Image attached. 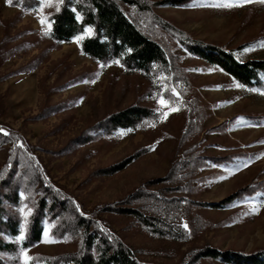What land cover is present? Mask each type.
I'll return each mask as SVG.
<instances>
[{"label":"rangeland","instance_id":"374dc122","mask_svg":"<svg viewBox=\"0 0 264 264\" xmlns=\"http://www.w3.org/2000/svg\"><path fill=\"white\" fill-rule=\"evenodd\" d=\"M147 1L154 15L186 37L232 50L241 60H264V4ZM224 4L233 6H215ZM54 6L26 12L0 0V46L15 50L0 60V132L14 140L0 147V172L12 168L9 149H19L65 205L44 226L41 242L25 252L30 261L77 251L83 241L75 232L76 216L108 241L120 242L137 264H227L199 254L264 250V88L240 85L160 32L157 40L171 52L164 72L147 77L118 63L102 67L75 40L57 44L44 34L39 21ZM131 106L149 109L153 117L136 130L92 131ZM194 147L197 157L224 165L197 162L189 179L183 166L192 152H185ZM131 157L124 169L108 174ZM18 168L21 179L33 183L35 173L29 177ZM155 192L165 201L153 200ZM229 196V205L211 208ZM253 206L259 207L255 213ZM122 208L151 217L153 224H141ZM16 211L26 222L33 208L23 204ZM46 230L52 242H45Z\"/></svg>","mask_w":264,"mask_h":264},{"label":"trees","instance_id":"16d2710c","mask_svg":"<svg viewBox=\"0 0 264 264\" xmlns=\"http://www.w3.org/2000/svg\"><path fill=\"white\" fill-rule=\"evenodd\" d=\"M53 1L54 10L46 17V20L52 24L47 34L50 40L57 44H68L76 37L83 36L84 39L79 42L81 53L100 65L118 63L128 73H141L147 77L154 76V72H159V70L164 72L169 58L171 59V52L165 44L157 40V33L160 32L176 41L180 48L190 55L218 67L240 85L250 89L264 88V60H241L232 50L186 37L166 20L154 15L151 3L147 0ZM185 1L187 0L170 1V3L184 4ZM57 5L59 11H57ZM10 6L26 12L37 11L41 8L39 0H13V5ZM87 29H91L90 35L86 34ZM14 51V49H7L6 44L0 46V60L10 58ZM31 70L32 68L26 71ZM22 71L23 69L14 74L17 75ZM2 79L5 78L1 77L0 80ZM152 117L151 110L131 106L98 122L92 131L110 135L116 130H136L143 125L145 120ZM12 138L0 132V147L3 148L8 142L13 143ZM19 151L12 147L9 149L12 168L0 172V264H23L22 251L26 252L41 242L46 223L57 220L65 207L64 201L57 194L42 185L38 173L32 169L31 163L25 161L22 153L18 155ZM189 153L192 159L189 158V163L187 161L186 166H183V169L188 170L186 175L189 179L194 175L197 162L206 164V161H211V164L224 165L220 159H214V162L209 157H197L195 147L187 150L185 156H189ZM134 160V157L128 158L108 171V174L124 169ZM18 166L25 168L29 177L32 176V172L35 173L33 183L30 180L21 179ZM184 189L188 191L190 186ZM39 193L41 197L39 195L37 198ZM142 193H148V191L142 190ZM20 194L25 195V198L22 199ZM148 194L151 195V193ZM152 196L155 201L157 199L161 203L165 201L163 195L158 192L152 193ZM234 196L237 197V195ZM232 198L234 197L229 196L225 201L214 204L211 208H223L230 204ZM23 204L33 208L26 222L22 221L16 211ZM120 211L122 214L135 216L145 226L153 224L151 217L132 208H122ZM76 218L75 232L81 231L82 233L83 243L80 248L73 253H62L54 257L37 255L33 261L38 259L41 264H137L130 257L128 249L120 242L108 241L96 229L90 230L82 217L76 216ZM153 219L156 222L160 221L156 217ZM154 230L162 232L161 227ZM21 234L24 236L23 241L19 240ZM199 256L219 259L227 264H264V250L243 254L206 249L201 251ZM33 261L31 260L29 264Z\"/></svg>","mask_w":264,"mask_h":264},{"label":"snow or ice","instance_id":"6c2138e0","mask_svg":"<svg viewBox=\"0 0 264 264\" xmlns=\"http://www.w3.org/2000/svg\"><path fill=\"white\" fill-rule=\"evenodd\" d=\"M6 2L9 5H13V0H6ZM59 2H62V0H59ZM242 2L245 3V4H250V3H253V2H259V3L264 4V0H242ZM39 4H40L41 10H42L43 7H52L53 6V0H39ZM215 6H217V7H221V6L222 7H232L233 5H231V4H224V5H215ZM57 11H59L58 5H57ZM39 22H40V24H41L42 27H44L46 25V30H45V33L44 34L47 35L48 34V30H50L51 27H52L51 22L50 21H47L46 19H43V18L40 19ZM86 34H89L90 35L91 34V29H87L86 30ZM82 39H84L83 36L76 37V39H75L74 42H76L78 44ZM260 46L261 47H264V41H261L260 42ZM102 67H103V65H102ZM237 87H240V85H237ZM173 92H174V90H173ZM158 103L161 104V105H164L165 104V100L163 98H159L158 99ZM168 103L174 104L175 102L174 101H168ZM171 111H178V109L177 108H172ZM168 114L169 113L164 112V113H162V116H164L166 118ZM4 134L7 135V133H4ZM123 134L124 133H121V135H123ZM258 210H259V207L258 206H253V209H252V212L253 213L257 212ZM44 235H45V242H52V241H49L48 240V232H47V230L45 231V234ZM23 239H24V236H23V234H21L19 236V240L23 241ZM21 255L24 257L23 264H29V261H30L31 258H29L26 255V253L23 252V251H22Z\"/></svg>","mask_w":264,"mask_h":264}]
</instances>
